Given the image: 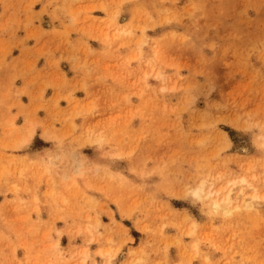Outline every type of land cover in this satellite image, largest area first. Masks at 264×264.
I'll return each instance as SVG.
<instances>
[{
	"label": "rangeland",
	"instance_id": "374dc122",
	"mask_svg": "<svg viewBox=\"0 0 264 264\" xmlns=\"http://www.w3.org/2000/svg\"><path fill=\"white\" fill-rule=\"evenodd\" d=\"M263 142L264 0H0V264H264Z\"/></svg>",
	"mask_w": 264,
	"mask_h": 264
},
{
	"label": "bare ground",
	"instance_id": "6f19581e",
	"mask_svg": "<svg viewBox=\"0 0 264 264\" xmlns=\"http://www.w3.org/2000/svg\"><path fill=\"white\" fill-rule=\"evenodd\" d=\"M264 143V142H263ZM242 182H245L242 179ZM210 183V182H209ZM214 184V183H213ZM212 182L208 184V182L205 180L201 181L199 185L193 189H191V195L197 199H209L210 206L212 210L216 213L217 211H224V213H228L231 210L228 209V205L232 202V195H231V188H227L225 190V187H213ZM242 186V190H243ZM242 192V191H241ZM247 199H242V201H238L239 203L233 208H250L251 203L246 201ZM249 200V199H248ZM208 205V203H207ZM209 206V208H210ZM210 210V209H209ZM211 211V210H210Z\"/></svg>",
	"mask_w": 264,
	"mask_h": 264
}]
</instances>
